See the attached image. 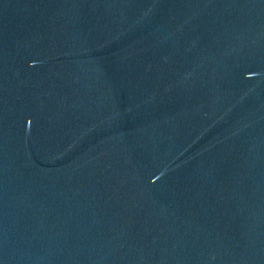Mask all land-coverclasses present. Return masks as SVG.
I'll return each instance as SVG.
<instances>
[{
  "label": "water",
  "instance_id": "95a60500",
  "mask_svg": "<svg viewBox=\"0 0 264 264\" xmlns=\"http://www.w3.org/2000/svg\"><path fill=\"white\" fill-rule=\"evenodd\" d=\"M0 264H264V0H0Z\"/></svg>",
  "mask_w": 264,
  "mask_h": 264
}]
</instances>
